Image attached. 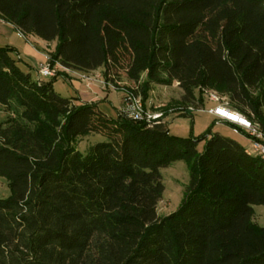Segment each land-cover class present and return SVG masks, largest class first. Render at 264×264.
Returning <instances> with one entry per match:
<instances>
[{
	"label": "trees",
	"instance_id": "trees-1",
	"mask_svg": "<svg viewBox=\"0 0 264 264\" xmlns=\"http://www.w3.org/2000/svg\"><path fill=\"white\" fill-rule=\"evenodd\" d=\"M0 18L55 40L51 64L102 67L110 83L124 70L144 102L152 83L175 82L178 114L191 118L215 89L264 130V0H0ZM12 50L0 45V105L18 108L22 123H0L10 188L0 197V264H264V226L252 221L264 157L219 132L180 136L162 118L61 96L52 83L64 71L34 79ZM89 133L106 140L82 153L75 143ZM180 159L189 171L181 204L160 216V168Z\"/></svg>",
	"mask_w": 264,
	"mask_h": 264
},
{
	"label": "rangeland",
	"instance_id": "rangeland-1",
	"mask_svg": "<svg viewBox=\"0 0 264 264\" xmlns=\"http://www.w3.org/2000/svg\"><path fill=\"white\" fill-rule=\"evenodd\" d=\"M8 37L0 31V45L6 46ZM55 42H51V49L54 48ZM45 50L50 47L44 46ZM33 75L35 73L33 72ZM43 80H49L50 77H40ZM112 85H117L119 91H123V96L126 94L135 95L141 102L142 107L150 112L159 111L162 113V119L167 122L168 130L172 134L180 136L194 135L199 136L208 130L212 132H219L226 136H236L243 143V146H248V140L245 136L236 134L232 131L230 124L220 121L213 117L209 112V106L211 105L207 94H203V105L201 109L193 110V118L189 115H180L185 109V105L181 102V90L175 82L172 85H163L152 83L148 91V99L153 100L151 104H146L143 101L142 95L135 87L134 82L128 79L124 70L115 73L111 78ZM142 79L145 80L146 76L143 74ZM117 81V82H115ZM53 89L61 96L70 98L76 92L72 84L58 77L52 83ZM114 90V95L117 93ZM211 91L217 93L222 99L225 100V96L215 89ZM198 93V91H197ZM100 107L106 112L111 114L115 113V110L109 105V102H100ZM264 111V107H263ZM122 113V112H121ZM18 121L22 123L20 119V110L18 108H8L0 105V123L2 126H6L10 121ZM237 126V125H236ZM106 137L99 133H89L78 138L75 143V147L82 153H87L90 146L98 141H104ZM205 140L198 142L197 148L202 151ZM162 174V181L164 183V191L162 197L157 204L158 215L163 216L176 210L181 204L185 187L189 180L188 164L185 160H176L166 167L160 168ZM10 194V188L7 183V179L4 176H0V197H7ZM252 221L257 225L264 226V204H253Z\"/></svg>",
	"mask_w": 264,
	"mask_h": 264
},
{
	"label": "crops",
	"instance_id": "crops-1",
	"mask_svg": "<svg viewBox=\"0 0 264 264\" xmlns=\"http://www.w3.org/2000/svg\"><path fill=\"white\" fill-rule=\"evenodd\" d=\"M0 31H3L7 35L8 40L6 46L13 48L11 54L17 60L19 66L30 72L34 79H37L39 77L37 70L39 66L46 61L49 56V52L54 49H51V42L54 41L56 44V41H46L32 34L24 35L12 24L3 20L0 21ZM44 46L50 48L45 50L43 48ZM33 72L35 75H33ZM64 72L66 73V77L62 78L69 81L76 90L75 94L71 96L72 98H77L80 101H97L99 107L100 102H109V105L115 110V113L112 115L122 112L123 91H119L118 87L113 86L110 82L104 79L102 67L91 71L68 69V71ZM114 90H116L115 92L117 93V96L114 95ZM151 102L154 101L147 100V106L148 103L151 104ZM210 102L211 105L209 106V109L216 105V102L212 100H210ZM103 111L106 112V110ZM211 115L215 117L213 114ZM220 121L227 122L224 120ZM227 123L230 124L229 126L234 133L245 136V138L249 141V138L244 134L246 131L243 128L230 122ZM232 138L236 139L243 145V143L236 136H232ZM244 147L248 149L249 142L248 146Z\"/></svg>",
	"mask_w": 264,
	"mask_h": 264
},
{
	"label": "built area",
	"instance_id": "built-area-1",
	"mask_svg": "<svg viewBox=\"0 0 264 264\" xmlns=\"http://www.w3.org/2000/svg\"><path fill=\"white\" fill-rule=\"evenodd\" d=\"M0 21L2 19L0 18ZM69 68L61 65L59 62L51 64L49 56L46 61L38 68L39 77H52L58 71H68ZM208 99L216 102V105L209 109L216 119L230 122L243 128L249 137V148L251 153H256L264 157V132L257 122L247 118L243 114L230 109L227 102L222 99L217 93L207 90L205 91ZM187 109H193L191 106ZM122 114L133 120L151 122L162 118V113L159 111L150 112L142 107L140 100L133 94H126L122 99Z\"/></svg>",
	"mask_w": 264,
	"mask_h": 264
}]
</instances>
